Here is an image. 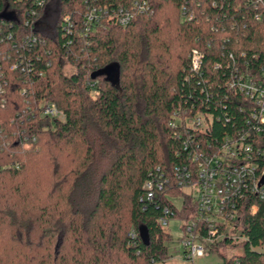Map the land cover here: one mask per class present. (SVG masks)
Here are the masks:
<instances>
[{"label":"trees","instance_id":"16d2710c","mask_svg":"<svg viewBox=\"0 0 264 264\" xmlns=\"http://www.w3.org/2000/svg\"><path fill=\"white\" fill-rule=\"evenodd\" d=\"M36 1L0 0V264L162 263L164 209L198 223L174 180L190 162L183 144L210 152L249 127L255 108L237 80L264 83V0H146L124 27L117 17L142 0ZM111 65L114 82L90 78ZM44 102L63 119L42 116ZM176 111L210 118L208 130L172 124ZM254 139L264 150V125ZM160 178L147 199L144 185ZM238 209L210 252L220 264H264V201Z\"/></svg>","mask_w":264,"mask_h":264},{"label":"built area","instance_id":"2783aa9c","mask_svg":"<svg viewBox=\"0 0 264 264\" xmlns=\"http://www.w3.org/2000/svg\"><path fill=\"white\" fill-rule=\"evenodd\" d=\"M259 2L261 0H255ZM44 1L37 0L36 6L42 7ZM131 9L123 10L117 17V23L124 27L129 24L136 14L148 9L147 1L141 3L134 1ZM181 13L187 19L192 18V13L181 8ZM34 15L35 11L32 10ZM91 20V18L89 17ZM191 66L198 70L200 56L197 51H191ZM237 89L243 93L254 106L250 113L249 126L246 131L238 132L234 136L223 138L220 146L203 151L197 143H184V149L192 150L189 154L190 162L174 169V180L182 190L188 189L195 202V215L198 223L183 226V260L185 264H195L198 259L210 253V246L225 237L220 227H232L237 216L238 207L247 198H257L264 201V183L260 180L264 175V169H260V156L264 150L255 146V134L259 133L264 125V83L256 80L238 79ZM40 114L45 117L63 119V115L52 103L44 102L40 107ZM183 115V116H182ZM176 111L172 117V124H180L196 132H206L209 128L210 118L200 114L184 116ZM183 117V119H182ZM185 118V119H184ZM185 120V121H184ZM256 123V125H254ZM166 180L161 178L155 182H147L144 185V193L147 199L153 198V190H160ZM254 212L255 208L252 207ZM168 209H164V215L158 220L161 227L166 228L168 223ZM203 227L202 234L201 228ZM232 238L239 239L236 236Z\"/></svg>","mask_w":264,"mask_h":264},{"label":"rangeland","instance_id":"374dc122","mask_svg":"<svg viewBox=\"0 0 264 264\" xmlns=\"http://www.w3.org/2000/svg\"><path fill=\"white\" fill-rule=\"evenodd\" d=\"M53 7H54V5L47 9L46 14L43 16V19L37 24L38 28H42L44 31H49L48 30L49 28L47 29V27H48L47 26L48 25L47 19H48V14H50L51 16L54 15L55 8H53ZM69 69H70V67H67L66 73H68ZM114 75H115L114 73L109 75V78L113 82L116 80ZM184 116H187V115H184ZM182 119H183V117H182ZM183 192L185 194L190 193V191L188 189H184ZM174 204L177 207H179L180 201L178 199H176V200H174ZM182 224L183 223H182L181 219H178V218L168 219L166 230L169 233V240H168L166 246H167L169 253L171 254V257H170V259H168L162 263H155V264H185V262L182 258L183 257L182 239L184 236L183 231H182ZM38 238H39V236H38ZM57 240H58V237L53 238V241H52L53 243L51 245L52 250L54 249V246L56 245ZM41 241L44 242V239L42 238L40 240V242ZM67 247H68V242L63 244L62 250L65 251L67 249ZM52 253H53V251H52ZM118 257L119 258L116 261L113 258L114 263L117 262L118 264H120V263L121 264H127L126 259L121 254H118ZM195 264H220V259L216 254H213L211 252L210 253L207 252V253H205L204 257L201 259H198L195 262Z\"/></svg>","mask_w":264,"mask_h":264},{"label":"water","instance_id":"95a60500","mask_svg":"<svg viewBox=\"0 0 264 264\" xmlns=\"http://www.w3.org/2000/svg\"><path fill=\"white\" fill-rule=\"evenodd\" d=\"M114 73L115 75V79L117 77V69L115 66L111 65V66H107L105 67L104 69H101V70H98L96 72H94L92 75H91V79L94 80L96 79L97 77L99 76H106L107 78H109V75ZM110 79V78H109ZM111 80V79H110ZM264 183V175L262 176L261 180H260V184H263Z\"/></svg>","mask_w":264,"mask_h":264}]
</instances>
